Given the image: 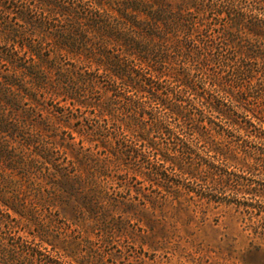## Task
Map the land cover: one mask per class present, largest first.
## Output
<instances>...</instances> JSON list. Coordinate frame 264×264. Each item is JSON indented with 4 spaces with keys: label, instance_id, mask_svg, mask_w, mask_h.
<instances>
[{
    "label": "rangeland",
    "instance_id": "rangeland-1",
    "mask_svg": "<svg viewBox=\"0 0 264 264\" xmlns=\"http://www.w3.org/2000/svg\"><path fill=\"white\" fill-rule=\"evenodd\" d=\"M199 1L29 0L30 20L0 23V248L16 229L42 233L59 264H264V90L240 93L221 31L185 39L177 23L214 17ZM143 55L151 84L131 71ZM15 250L0 264L25 263Z\"/></svg>",
    "mask_w": 264,
    "mask_h": 264
},
{
    "label": "trees",
    "instance_id": "trees-1",
    "mask_svg": "<svg viewBox=\"0 0 264 264\" xmlns=\"http://www.w3.org/2000/svg\"><path fill=\"white\" fill-rule=\"evenodd\" d=\"M40 2L53 3V0H40ZM24 3L25 5H23ZM27 3H29V0H0V23H6V16L12 14V10H15L14 12L17 13L22 20H30L27 12ZM76 5L78 6V4ZM58 6L61 8L60 12L68 10V7L65 5ZM193 6L198 13L201 12L204 15L213 13L214 17L211 18L212 21L210 23H177L179 25L178 28L183 33L185 39L193 41V35H199L197 34L198 32L204 31L207 28H210L214 32L221 31L222 35L220 36L226 37L227 35V38H225L227 39V42L221 41L223 45L221 42L218 43L216 47V59L222 61L224 65L229 67L228 69L230 70V75L237 77L238 80L242 76V79H245L248 82L249 86L241 87L240 93L243 94L244 92L257 90L259 88L264 90V61L263 64L258 65L257 63L259 62L253 57V55H250V53L245 55V53L242 52L244 45L241 43L242 39L251 43V45L254 44L252 43L251 39H255V43L262 44L264 42V0H200ZM254 12V15H256L255 21L252 19L251 21H248V13ZM198 40L199 44L205 43V39L200 36L198 37ZM179 41L180 40L177 39V43H179ZM136 43L138 44V50L141 53L143 52V54H146V50L149 49L145 47L144 43L138 41ZM250 50L252 52L254 51L253 49ZM196 53L199 55L198 51ZM135 59H139L141 62L133 64L131 67L132 73H135V75L138 76V79L151 84L153 75L151 73H148L149 75H147V71L145 70H147L148 66L145 67L142 65V60L146 59V57L143 55L140 58L137 57ZM254 64H257V68L254 67ZM224 78V75H220L210 79L208 82L209 86H207L206 89L214 96L222 97V95H219L221 94L219 92L227 90L223 87V85H221ZM120 79L123 80L124 78L120 76ZM238 80H235V82L238 83ZM223 99L224 97L220 99V101L224 102ZM133 101L138 103L142 109H145L144 103L139 97ZM201 104H207L208 106L211 104V102L207 101L206 103L203 98ZM179 107L180 105H178L177 108V115L181 117L183 116V111L181 107ZM167 121L168 120L166 117H155L153 120V127L161 132L167 130L169 136L179 139L183 150H185L186 147L190 148L192 146L194 147L198 145L201 134L199 136L183 138L179 136L178 133H176L175 128L166 127V124H168ZM7 215L10 216L8 213ZM13 228L15 227L13 226ZM15 232L17 234H14L12 239H16V241L15 243L10 242V245L14 248H7L6 246L0 248V254L3 255V259L10 261L11 259L9 258L13 257L14 259L12 261L16 260L14 252L17 250L15 249L21 248L23 252H26L27 256L23 255V260L25 259L26 262H21L18 264H59L58 260L53 258L54 254H52L53 252L51 251H55V253L59 254L61 253L56 250L54 246L48 247L44 245L42 233L27 231L28 234H25L19 233V231L16 229ZM4 238L5 243H8L11 239V237ZM47 252L48 254H45ZM67 262L68 264H73L71 260H67Z\"/></svg>",
    "mask_w": 264,
    "mask_h": 264
}]
</instances>
